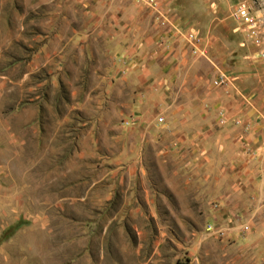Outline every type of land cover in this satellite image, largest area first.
<instances>
[{
	"label": "rangeland",
	"instance_id": "374dc122",
	"mask_svg": "<svg viewBox=\"0 0 264 264\" xmlns=\"http://www.w3.org/2000/svg\"><path fill=\"white\" fill-rule=\"evenodd\" d=\"M0 264H264V0H0Z\"/></svg>",
	"mask_w": 264,
	"mask_h": 264
}]
</instances>
